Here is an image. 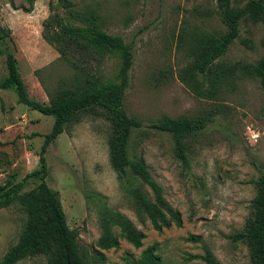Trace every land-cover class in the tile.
<instances>
[{"label":"rangeland","instance_id":"374dc122","mask_svg":"<svg viewBox=\"0 0 264 264\" xmlns=\"http://www.w3.org/2000/svg\"><path fill=\"white\" fill-rule=\"evenodd\" d=\"M75 12H95L107 33L121 36L133 52L124 108L143 126L130 136L131 159L143 158L168 204L179 211L181 226L157 231L137 210L127 185L120 182L109 159L110 122L102 110L79 113L45 153L46 182L59 193L66 221L78 232L90 264H127L156 243L162 264H205L204 247L220 264H250L249 246L230 235L244 227L252 213L255 181L264 173V91L249 64L264 56V26L242 19L239 37L217 61L233 68L215 98L198 97L178 78L192 60L190 47L201 32L225 31L216 0H70ZM247 0H231L241 7ZM69 18L58 0H0V25L10 36L0 39V80L7 75L6 48L14 54L30 97L48 103V92L68 87L78 70L59 56L60 41L45 38L58 32L53 17ZM49 19V27L43 22ZM78 24V22H75ZM8 47H7V44ZM63 45V44H62ZM74 59V58H73ZM83 59V60H81ZM95 66L94 58L86 59ZM117 60L103 57L105 78L114 75ZM207 114V126L186 139L189 166L176 157L170 134L149 128L163 115L196 117ZM53 123L17 101L13 90L0 89V184L21 181L38 166L43 135ZM39 183L28 178L22 192ZM147 196L150 189L144 185ZM126 216L145 234L140 247L119 237V246L100 249L99 206ZM24 218L17 205L0 209V257L17 240ZM115 233L120 229L115 226ZM189 235L200 237L197 242ZM101 253L102 259L95 256ZM17 264H46L34 256Z\"/></svg>","mask_w":264,"mask_h":264},{"label":"trees","instance_id":"16d2710c","mask_svg":"<svg viewBox=\"0 0 264 264\" xmlns=\"http://www.w3.org/2000/svg\"><path fill=\"white\" fill-rule=\"evenodd\" d=\"M34 1L28 0L30 5ZM216 1L225 31L221 34L201 32L197 35L189 49L192 60L178 72L179 80L196 96L204 98L217 97L220 86L226 85L233 75V68L222 65L217 59L239 37L240 21L248 19L253 23L261 22L264 26V0H247L241 7L232 6L231 0ZM58 2L68 11L69 18L62 20L59 16L53 17L58 32L50 36L44 34L45 38L49 42L60 41L59 56L69 64L80 63L76 55L85 60L84 65L75 66L78 73H75L70 86L48 92V103L30 97L16 58L6 43L7 75L0 80V89L13 90L19 103L44 115H51L53 123L43 135L38 166L21 181L0 184V209L17 205L24 214L17 240L0 257V264H17L34 256L46 257V264H90L89 252L78 243V232L67 224L59 193L46 182L49 173L45 158L47 148L81 112L96 115L102 110L106 115L111 127L108 138L111 165L120 182L127 185L126 189L134 198L137 210L149 220L152 228L161 231L182 224L179 211L168 204L144 159H131L129 155L132 131L143 126L140 119L129 115L124 108L125 91L129 86L133 64L131 45L121 36L103 30L95 12H75L70 0ZM48 20L43 22L45 27L50 25ZM8 36L10 30L0 25V39ZM105 56H113L117 60L114 75L107 78L99 68L100 60ZM89 57L97 62L95 66L88 65L86 59ZM247 70L259 77L260 87L264 91V56L249 64ZM211 120L207 114L196 117L163 115L150 121L148 127L170 134L176 157L184 167H188L186 139L203 130ZM28 178L38 179L39 183L33 189L22 192ZM253 182L256 194L251 201V216L246 219L244 227L233 232L230 238L249 246L250 264H264V173ZM144 185L150 189L152 198L145 193ZM99 221L101 234L96 245L100 249L117 248L119 237L134 247L142 245L145 234L123 214L101 205ZM115 226L120 229L119 234L113 230ZM186 239L197 242L200 237L189 235ZM156 246L155 243L146 247L137 261H128L127 264H162L161 257L156 254ZM95 256L102 259L101 253ZM201 259L205 264H220L207 247H204Z\"/></svg>","mask_w":264,"mask_h":264}]
</instances>
